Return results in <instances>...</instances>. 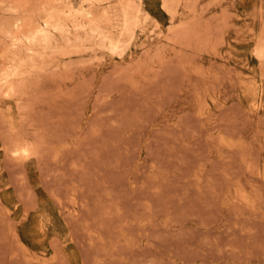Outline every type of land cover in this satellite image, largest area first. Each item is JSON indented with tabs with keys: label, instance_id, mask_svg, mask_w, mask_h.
Here are the masks:
<instances>
[{
	"label": "rangeland",
	"instance_id": "1",
	"mask_svg": "<svg viewBox=\"0 0 264 264\" xmlns=\"http://www.w3.org/2000/svg\"><path fill=\"white\" fill-rule=\"evenodd\" d=\"M167 1L0 0V264H264V0Z\"/></svg>",
	"mask_w": 264,
	"mask_h": 264
},
{
	"label": "bare ground",
	"instance_id": "2",
	"mask_svg": "<svg viewBox=\"0 0 264 264\" xmlns=\"http://www.w3.org/2000/svg\"><path fill=\"white\" fill-rule=\"evenodd\" d=\"M92 1H95V0H79V4H80L79 6L84 7L86 4H89ZM140 2H141V0H140ZM176 2H177L176 0H168L167 1V5L169 4V6H167V9L170 11L172 9V5H175ZM130 3H134V2H130ZM130 3H126L124 5V8L121 11V15L119 16V18H121V22H122V29H121L119 38L115 39V38L111 37L110 34H108L99 25H92L88 29L90 35L93 36V37H98L100 43H102L105 46L106 45L109 46L112 50H118V49L121 48V44H122L121 38H128L129 40H132L134 38V28H135V26L139 25L138 22H139L140 14L142 13V10L134 7ZM68 6H69V10L70 11H74L78 7V5H74L73 2L72 3H68ZM84 11H85V9H84ZM105 13H106V11H105ZM105 13H102V14L105 16ZM74 16H75V14H74ZM63 28H64V26H63V24L60 21H55V22H51L49 20L44 21L42 26H40L38 28H35L31 32V35L26 37V40H27V42L29 44V48L27 47L28 50L29 51H33V47H36V46H42L43 48L50 47L51 44H52V41H53V38L50 37V33L52 31L63 32L64 33ZM16 42H17V40H16ZM261 52L264 53V45H263V48H262ZM24 63H22V64L24 65ZM21 71H22V65H20V64H18L16 66L14 65V67L11 70V72L7 75L6 78L15 77L18 74H20ZM4 79H5V77H4ZM28 153H29V151L25 147L18 148L15 151V154L20 155L22 157L23 156L25 157V155H27Z\"/></svg>",
	"mask_w": 264,
	"mask_h": 264
}]
</instances>
